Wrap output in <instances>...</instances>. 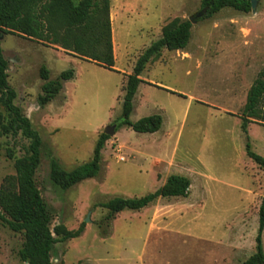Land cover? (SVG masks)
Returning a JSON list of instances; mask_svg holds the SVG:
<instances>
[{"label":"rangeland","instance_id":"rangeland-1","mask_svg":"<svg viewBox=\"0 0 264 264\" xmlns=\"http://www.w3.org/2000/svg\"><path fill=\"white\" fill-rule=\"evenodd\" d=\"M200 1L109 0L117 71L56 45L1 35L14 105L41 139L35 184L50 215L49 228L71 231L84 224L79 238L52 246L50 264H243L255 253L264 172L245 155L239 116L264 70V0H255V11L247 14L224 9L211 19L196 18L184 50H162L146 64L141 78L149 84L139 88L129 121L159 115L157 133L120 127L104 144L97 178L65 192L49 181L51 159L65 171L91 160L97 139L121 115L124 74L132 73L165 24L197 15ZM42 67L50 81L68 69L74 78L39 107ZM6 119L0 106V120ZM247 136L252 152L264 157V127L248 125ZM27 147L19 133L5 134L0 127V187L15 175L14 161ZM170 175L189 179L186 198L124 211L104 228L100 203L143 197ZM261 241L264 251V229ZM21 244V235L0 223V264H23L17 256Z\"/></svg>","mask_w":264,"mask_h":264},{"label":"trees","instance_id":"trees-1","mask_svg":"<svg viewBox=\"0 0 264 264\" xmlns=\"http://www.w3.org/2000/svg\"><path fill=\"white\" fill-rule=\"evenodd\" d=\"M109 0H0V37L15 35L45 45H56L77 58L114 71V55L111 39ZM224 9L247 14L251 12L250 0H201L198 21L211 19ZM191 24L175 18L161 28L160 38L152 43L137 59L132 73L125 79L121 115L117 129L126 127L136 134H154L162 126V118L152 115L130 122L133 100L140 75L147 63L157 59L162 50L182 51L190 40ZM7 61L0 47V106L7 119L0 120L3 133L17 135L28 141L25 156L14 161L13 177L4 180L0 187V223L13 234L21 235L22 244L17 256L23 264H50L52 246L77 239L84 230L81 224L76 230H67L59 225L51 231L47 206L36 187L35 174L40 165L41 139L32 129L29 120L14 105L15 91L7 82ZM43 82L37 105L49 104L62 90L63 83L74 78L72 69L61 72L54 81L49 80L45 67L39 71ZM240 130L245 135V155L264 172V157L250 148L247 127L255 124L264 127V70L251 84L242 107ZM108 137L102 134L96 141L91 160L71 171L61 168L55 159L49 161V181L59 191L65 192L77 184L97 178L101 170V151ZM190 181L180 175H170L164 184L153 193L140 198H113L99 207L106 211L104 228L114 217L124 211L139 212L158 199L186 198ZM103 228L102 225H100ZM264 229V199L258 211V228L255 238V253L243 264H264L261 235ZM82 264V263H79Z\"/></svg>","mask_w":264,"mask_h":264},{"label":"water","instance_id":"water-1","mask_svg":"<svg viewBox=\"0 0 264 264\" xmlns=\"http://www.w3.org/2000/svg\"><path fill=\"white\" fill-rule=\"evenodd\" d=\"M250 6H251V11L254 12L255 11V0H250ZM201 16H202V14L198 13L194 17L189 18L188 21L190 22L191 25H193V24H195L196 18H199ZM116 129H117V125L116 124L108 126V127L105 128L103 134L106 135L107 137H111L116 132ZM87 221H88V219L85 220V222H87Z\"/></svg>","mask_w":264,"mask_h":264},{"label":"crops","instance_id":"crops-1","mask_svg":"<svg viewBox=\"0 0 264 264\" xmlns=\"http://www.w3.org/2000/svg\"><path fill=\"white\" fill-rule=\"evenodd\" d=\"M112 46H113V55H114V59H115V47H114V44H113V40H112ZM115 60H116V59H115ZM113 70H114V71H115V70L117 71V69L115 68V66L113 67ZM143 71H144V70H143ZM141 74H142V73H141ZM124 75H125V76H128V75H130V73H126V74H124ZM125 79H126V77L124 78V80H125ZM140 79H141L142 83L138 86L134 98L137 96V93L139 92V88L141 87V85H142L143 83H148V84H149V82H146L145 80H142L141 75H140ZM165 180H166V179H165ZM165 180L162 181L160 187L164 184Z\"/></svg>","mask_w":264,"mask_h":264}]
</instances>
